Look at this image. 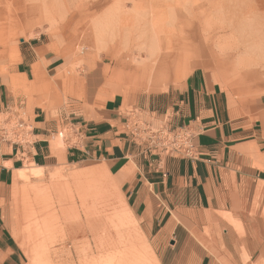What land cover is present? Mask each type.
<instances>
[{"label": "rangeland", "instance_id": "rangeland-1", "mask_svg": "<svg viewBox=\"0 0 264 264\" xmlns=\"http://www.w3.org/2000/svg\"><path fill=\"white\" fill-rule=\"evenodd\" d=\"M40 32L66 49L71 72L103 67L129 94L167 90L201 68L236 101L264 95V0H0L4 55L15 60V48ZM162 56L170 75L153 86L144 64ZM28 171L9 215L25 264H162L105 167ZM198 220L169 260L186 247L188 262L201 252L220 264H264V184L233 211Z\"/></svg>", "mask_w": 264, "mask_h": 264}, {"label": "crops", "instance_id": "crops-1", "mask_svg": "<svg viewBox=\"0 0 264 264\" xmlns=\"http://www.w3.org/2000/svg\"><path fill=\"white\" fill-rule=\"evenodd\" d=\"M6 55L0 50V264L26 262L9 225L21 172L91 164L116 179L162 264H220L201 252L188 262L186 247L169 257L201 227L198 218L233 211L264 184V95L236 101L201 68L167 90L129 94L103 67L71 72L74 61L46 32L24 39L15 60ZM144 65L153 86L170 75L163 56ZM157 65L166 75L154 82L147 66ZM135 117L188 126L197 157H164L135 144ZM18 119L31 131L22 145L2 131L6 120Z\"/></svg>", "mask_w": 264, "mask_h": 264}, {"label": "built area", "instance_id": "built-area-1", "mask_svg": "<svg viewBox=\"0 0 264 264\" xmlns=\"http://www.w3.org/2000/svg\"><path fill=\"white\" fill-rule=\"evenodd\" d=\"M132 136L135 144L156 151L164 157H182L195 159L198 150L195 145L196 135L188 127L171 128L156 119H133ZM3 137L15 145L27 142L30 129L22 120H6L3 126Z\"/></svg>", "mask_w": 264, "mask_h": 264}, {"label": "bare ground", "instance_id": "bare-ground-1", "mask_svg": "<svg viewBox=\"0 0 264 264\" xmlns=\"http://www.w3.org/2000/svg\"><path fill=\"white\" fill-rule=\"evenodd\" d=\"M176 53V52H175ZM173 55V54H172ZM177 56V55H176ZM174 59V58H173ZM176 61V60H175ZM119 64V63H118ZM171 64V63H170ZM157 65L156 67H153V66H147L148 67V70H149V73L150 75H152L153 77V81L154 82H158L160 80H162V78L166 75V72H165V69H164V66H159ZM171 66V65H170ZM169 70V69H168ZM65 86V85H64ZM258 89H262L261 87H258ZM30 176H32V174L27 171V170H23L21 172V178H24V179H27L29 178ZM83 184V183H82ZM42 215V214H41ZM37 217V216H36ZM33 219V218H32ZM39 218H37L35 221H38L37 223H35V225H39ZM34 224V223H33ZM31 226V224L29 225Z\"/></svg>", "mask_w": 264, "mask_h": 264}]
</instances>
